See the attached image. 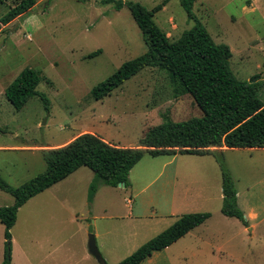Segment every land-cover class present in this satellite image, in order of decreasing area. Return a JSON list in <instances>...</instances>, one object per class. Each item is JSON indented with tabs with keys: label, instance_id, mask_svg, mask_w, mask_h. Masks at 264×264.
<instances>
[{
	"label": "rangeland",
	"instance_id": "374dc122",
	"mask_svg": "<svg viewBox=\"0 0 264 264\" xmlns=\"http://www.w3.org/2000/svg\"><path fill=\"white\" fill-rule=\"evenodd\" d=\"M120 1L148 9L161 2L36 0L30 13L0 32V177L9 187L46 170L42 150L82 134L137 147L164 115L175 122L203 117L194 99L177 95L159 68H145L103 100L92 97L94 87L148 50L129 9L117 10ZM13 5L0 1V18ZM193 13L191 20L181 0H171L154 19L171 41L200 21L217 44L231 49L236 78L259 83L264 102V0H199ZM27 68L42 75L37 90L49 98V112L38 96L21 111L8 100L7 88ZM224 155L242 193L241 210H256L253 218L245 215L248 227L221 212V170L214 157L146 154L131 170L128 187L100 183L92 202L95 174L87 167L29 200L11 231L12 264H100L89 252L92 226L106 264H119L182 215L202 212L212 215L206 226L143 264H264V151ZM13 204L0 188V208ZM6 242L0 223V264Z\"/></svg>",
	"mask_w": 264,
	"mask_h": 264
},
{
	"label": "trees",
	"instance_id": "16d2710c",
	"mask_svg": "<svg viewBox=\"0 0 264 264\" xmlns=\"http://www.w3.org/2000/svg\"><path fill=\"white\" fill-rule=\"evenodd\" d=\"M1 2L3 0H0ZM14 5L0 18L4 26L30 13L36 0H11ZM171 0H161L153 9L132 1L117 3V10L126 6L141 30L147 53L125 62L114 74L92 90L95 100L105 97L145 68H159L169 74L176 94L190 95L203 112L202 118L175 122L164 115V122L150 128L137 147H120L102 137L85 133L65 146L42 150L46 170L18 188L9 187L0 177V188L10 193L14 204L0 208V223L5 226V260L12 264V229L19 210L32 198L67 179L83 167L89 168L95 179L90 186L92 202L100 183L118 187L129 185L131 170L146 154L212 156L222 177L223 205L226 217L237 218L249 226L238 204V192L222 148L264 149V102L258 94L259 83L240 81L230 67L232 57L228 45L217 44L200 21L171 41L155 22V15ZM199 0H181L189 18ZM94 52L89 58L98 56ZM43 81L39 71L25 69L6 90V96L16 111H21L33 97H40L47 112L50 100L37 88ZM211 213L182 215L173 225L143 244L119 264H142L156 252L163 251L211 218ZM106 264V262H105Z\"/></svg>",
	"mask_w": 264,
	"mask_h": 264
},
{
	"label": "crops",
	"instance_id": "0c3cea01",
	"mask_svg": "<svg viewBox=\"0 0 264 264\" xmlns=\"http://www.w3.org/2000/svg\"><path fill=\"white\" fill-rule=\"evenodd\" d=\"M222 150H223V152L225 153V152H227V151H229V150H231V149H228V148H226V147H224V148H222ZM235 150H238V149H235ZM242 150V149H241ZM246 150H248V151H250V152H252V151H255V150H263L264 151V149H246ZM212 157V156H211ZM80 170V169H79ZM78 170V171H79ZM77 172V171H76ZM75 172V173H76ZM74 173V174H75ZM73 175V174H72ZM70 177V176H69ZM222 178V177H221ZM237 192H238V204H239V207L240 208H242L241 206V198H242V193H241V191H239L238 189H237ZM223 193V192H222ZM220 201H222L223 202V194H221V196H220ZM221 207H222V205H221ZM173 208V207H172ZM243 212H245V211H243ZM256 213V210H255V208L254 207H252L251 209H250V211L248 212V214H246V213H244L245 215H246V217H247V219H250V218H253L254 217V214ZM226 219H232V220H235V221H238L237 223H239L240 225H242L243 226V224L241 223V221L240 220H238L237 218H231V217H226V216H224ZM133 219H138V218H134L133 217ZM211 219H208L204 224H202V225H200L199 227H197V228H195V229H193L191 232H189L185 237H183V238H181L180 240H179V242L180 241H182L183 239H185L186 237H188V236H192L193 235V233H194V231H197L198 229H200L201 227H204V226H206L207 225V223L210 221ZM249 222V221H248ZM252 228H254V227H252ZM178 242V241H177ZM171 247V246H170ZM170 247H168V248H170ZM167 248V249H168ZM167 249H165V250H167ZM154 255V254H153ZM152 255V256H153ZM148 259H151V257L150 258H148ZM147 259V260H148ZM146 260V261H147ZM145 262V261H144ZM143 262V263H144ZM142 263V264H143Z\"/></svg>",
	"mask_w": 264,
	"mask_h": 264
},
{
	"label": "water",
	"instance_id": "95a60500",
	"mask_svg": "<svg viewBox=\"0 0 264 264\" xmlns=\"http://www.w3.org/2000/svg\"><path fill=\"white\" fill-rule=\"evenodd\" d=\"M253 84V83H252ZM120 187H126L125 184H119ZM89 252L93 257H95L100 264H105L104 258L102 254L100 253L97 243H96V236L94 227H91L90 235H89Z\"/></svg>",
	"mask_w": 264,
	"mask_h": 264
}]
</instances>
